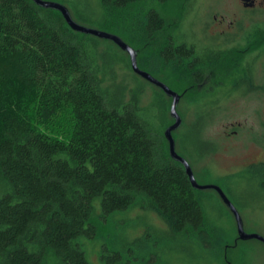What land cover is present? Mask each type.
Instances as JSON below:
<instances>
[{
  "label": "trees",
  "instance_id": "1",
  "mask_svg": "<svg viewBox=\"0 0 264 264\" xmlns=\"http://www.w3.org/2000/svg\"><path fill=\"white\" fill-rule=\"evenodd\" d=\"M56 1L76 22L120 36L146 72L148 45L161 51L166 30L182 28L157 8L135 16L132 29L102 16L147 0ZM170 106L113 41L75 31L33 0H0V264H92L82 241L97 236L96 199L103 216L140 202L172 236H204L217 256L230 246L229 233L218 237L220 223L208 219L214 195L195 189L170 154ZM229 198L246 223L242 201ZM128 262L119 251L107 257Z\"/></svg>",
  "mask_w": 264,
  "mask_h": 264
},
{
  "label": "flooded vegetation",
  "instance_id": "2",
  "mask_svg": "<svg viewBox=\"0 0 264 264\" xmlns=\"http://www.w3.org/2000/svg\"><path fill=\"white\" fill-rule=\"evenodd\" d=\"M179 17L174 22L182 28L166 30L164 49L152 42L147 71L179 96L176 152L199 184L220 187L228 198L241 199L243 209L264 211V0H218L204 9L186 0ZM172 49L180 53L169 54ZM149 83L171 102L172 116L173 96ZM183 116L197 122L183 128ZM238 153L244 154L240 161ZM224 154L228 167L218 163ZM199 191L224 203L215 189ZM245 192H254L256 203H246Z\"/></svg>",
  "mask_w": 264,
  "mask_h": 264
},
{
  "label": "rangeland",
  "instance_id": "3",
  "mask_svg": "<svg viewBox=\"0 0 264 264\" xmlns=\"http://www.w3.org/2000/svg\"><path fill=\"white\" fill-rule=\"evenodd\" d=\"M217 1L196 0L197 5L203 9L208 4H215ZM185 2L186 0H147L124 10L113 12L105 10L102 16L112 22L107 20V23L111 24L113 28L116 27L117 29L122 26L125 29H132L136 23L135 16L138 14L142 16L148 8H157L174 22L179 19L182 20V17L179 16L183 14ZM82 23L90 28L112 32L100 25ZM152 48V45H148L147 52L149 54ZM143 53H140L141 56H144ZM147 68H149L148 64ZM195 122H197L196 118L183 116V128ZM235 156H239L238 160L240 161L244 154L238 153ZM227 157L229 156L225 154L219 157L218 163L222 167H228L229 160ZM199 182L206 184L214 181ZM245 194L242 197L246 203H256L253 201L255 200L254 192L251 194L245 192ZM237 199L240 202L241 199ZM208 200L209 222L212 225L215 221L220 223L214 232L218 237L224 236L225 232L229 233L227 241H229L230 246L219 248V252H221L219 256L216 255V252L211 251V246L202 243L203 235L202 238L200 235L193 236L190 233L172 236L163 219L156 212L142 207L140 202L127 210L103 216L100 199H96L94 203V223L97 226V236L93 239H84L82 247L92 264H107V257L115 251L123 253L126 262L130 261L128 264H264V243L255 239L242 240L238 242L239 245L232 247V242L238 234L233 217L224 213V208L221 207L222 205L216 196ZM244 209L245 231L249 234L255 233L264 236V211H251V208ZM208 232L210 233L209 230ZM210 243L213 245L215 241L211 240Z\"/></svg>",
  "mask_w": 264,
  "mask_h": 264
},
{
  "label": "water",
  "instance_id": "4",
  "mask_svg": "<svg viewBox=\"0 0 264 264\" xmlns=\"http://www.w3.org/2000/svg\"><path fill=\"white\" fill-rule=\"evenodd\" d=\"M33 1L37 5H39L43 8H50V9H55V10L60 11L62 13V15L64 16L65 20L67 21V23L75 31L85 33V34L94 35V36L102 38V39H107V40L113 41L122 50L126 51L130 55L132 68L137 74H139L141 77L148 80L149 82L156 84L157 86L161 87L166 93L173 96L174 100L172 103L171 114L174 117L175 122L166 131V137H167L169 144H170L171 156L174 159L180 161L184 165L185 170H186V172H187V174L191 180V183L195 189H197V190L215 189L219 192L220 197L222 198L224 203L228 206V208H230V210L234 214V217H235L236 222H237V229H238L239 238L241 240L245 241V240L255 239V240H258V241L264 243V236L259 235V234H255V233L249 234L245 231L242 216L240 215L239 211L237 210L235 205L232 203V201L223 192V190L216 185H201V184H199L198 181L196 180L195 176H194V173H193L189 163L184 158H182L181 156H179L177 154L176 148H175V141L172 137V132L174 130H176L177 128H179L180 125L182 124V119L177 112V105L179 102V96L176 93L172 92L162 82L155 79L151 74H149L148 72L139 68L138 61H137V52L135 51V49H133L120 36H118L116 34H113V33L107 32V31H103L100 29L90 28V27L84 26L82 24H79L78 22H76L74 20L69 9L60 2L51 1V0H33Z\"/></svg>",
  "mask_w": 264,
  "mask_h": 264
}]
</instances>
